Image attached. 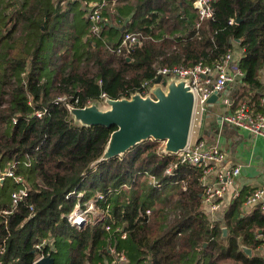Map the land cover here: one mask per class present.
<instances>
[{
    "label": "trees",
    "instance_id": "1",
    "mask_svg": "<svg viewBox=\"0 0 264 264\" xmlns=\"http://www.w3.org/2000/svg\"><path fill=\"white\" fill-rule=\"evenodd\" d=\"M193 1L119 0L112 25L105 29L109 39L116 41L126 30L163 38L144 43L130 55L111 54L90 38L82 0H21L12 11V27L0 35V42L9 39L14 43L6 52L0 49V168L18 160V172L31 190L13 213L0 215V242L7 239L0 264H34L42 253L55 257L60 254L52 251L56 245L60 250L63 246L69 249L67 264H94L98 257L102 259L105 225L72 227L67 215L77 197L66 196L76 188L83 189L86 202L97 191L124 183L132 184L131 189L109 199L113 221L128 232V240L144 264H183L195 250L203 264H264L259 249L264 242V210L242 212L249 191L242 190L234 198L222 219L211 220L202 209V169L182 164L177 180H184L187 189L179 182L158 191L136 174L147 170L163 179L165 168L176 156H160V141L148 139L122 156L99 161L117 126L77 123L67 107L56 102L66 95L77 108L86 107L100 100L103 92L112 99L131 98L145 90V80L155 78L157 66L193 65L201 59L212 62L237 44L245 50L239 62L244 77L235 91L236 99L238 104L247 101L264 112L260 77L264 71V0H218L213 4L218 21L205 20L198 31L193 29L198 18ZM232 17L240 21L231 25ZM17 30H23V37L22 33L17 37ZM33 34L32 48H28L25 38ZM55 58L62 62L57 68L52 67ZM39 108L47 109L41 118L34 114ZM146 183L149 187L143 192ZM16 186L12 179L0 185V211L10 207V194ZM178 186L182 211L165 225L167 211L158 204L160 196ZM28 203L37 210L30 219ZM46 238L51 244L38 249L36 244ZM119 248L126 251L121 241Z\"/></svg>",
    "mask_w": 264,
    "mask_h": 264
},
{
    "label": "built area",
    "instance_id": "2",
    "mask_svg": "<svg viewBox=\"0 0 264 264\" xmlns=\"http://www.w3.org/2000/svg\"><path fill=\"white\" fill-rule=\"evenodd\" d=\"M1 1L5 0H0V2ZM216 1L218 0L193 1V9L198 17L193 29L198 31L205 20H209L212 23L218 21L217 12L213 6ZM82 3L88 12L90 38L96 43L100 42L111 54L130 55L135 48L141 47L146 42H158L163 40V38L157 39L156 36L151 33L129 30L122 32L116 41L111 40L107 37L105 29H107L109 25H112V18L117 12L119 0H82ZM235 23H238L236 17L229 19V24L232 25ZM217 32L218 27L213 30L211 36L213 44H216L215 35ZM244 50L245 48L241 46H239L238 51L235 50V47H231L224 54L216 57L212 62L201 59L193 65H159L156 68L155 78L144 81L143 86L145 90L143 92L134 93L142 96L150 95L156 98L153 90L156 88V79L159 75H162V81H166L167 85L171 80H176L177 82L184 81L186 86L192 91L194 95V106L191 133L187 145L178 152H169L165 150L166 141H163V145L160 146L158 154L160 156H176V160L165 168L163 179L147 170L139 171L136 177H143L150 186L158 191L163 190L167 185L178 184L179 182L183 184V189L186 190L187 183L184 180H177L179 166L182 164L197 166L203 170L201 182L203 183L204 190L201 203L202 209L207 215L216 212H224L229 207L230 203L226 200V193L229 187L234 185L241 174V165L230 163L225 150L222 149L218 142L216 144L207 145L206 141L201 136L200 138L194 139L197 126V115H200L198 127L202 128L208 106L217 103H210L209 98L215 93H223L228 86L237 84L239 77L243 79L244 72L239 66V62L243 56ZM167 85L162 84V88L166 90ZM222 95L218 97L219 102ZM109 98L110 97L103 92L100 100H107ZM261 101L264 103V96ZM56 102H61L67 107L70 113L73 108H77L68 100L66 95L59 96ZM223 102L228 106V109L226 114L221 116V124L231 125L237 129L248 131L255 136L264 137V112L256 111L247 101L237 104L234 108H231L233 105L231 99L225 97L223 98ZM46 112V108H39L34 111V114L41 118ZM13 122L15 123L17 120L14 118ZM29 164L28 162L24 163V165L27 166H29ZM20 165L18 160H11L7 162L4 167L0 168V185L7 179H12L17 185L10 194V207L0 211L1 216L6 217V215L13 213L15 208L21 202H25L29 196L31 186L24 175L18 172ZM212 175L214 178L210 179ZM131 187L132 184L124 183L120 187L109 188L107 191H97L95 195L86 202H83L85 195L83 189L76 188L66 196L67 198L70 196L77 197L74 208L67 215V220L72 227L82 229L88 223H102L105 225L107 237L104 258L107 259L106 264H127L129 262L125 249L119 248V242L128 238V232L123 229L122 225L113 221L109 199L114 194L120 193L125 189H131ZM238 195L239 193L236 190L233 196L236 198ZM100 203H102L101 206L99 205ZM27 206L30 210L28 216V219H30L36 215L37 210L33 203H28ZM258 207L264 210V186H258L250 192L243 203L242 212L244 215L250 214ZM146 213L150 216L151 210L147 209ZM92 214H94V217H91ZM7 231L10 235L8 227ZM257 238H261V235H257ZM6 240L5 238L0 242V251L5 249ZM45 244H51L50 239H44L42 243L36 244V247L41 249ZM259 249L261 255L264 256V242L260 245ZM56 250V247H52V251L56 252ZM47 255L52 256V253H48ZM44 256H46V254L42 253L36 261Z\"/></svg>",
    "mask_w": 264,
    "mask_h": 264
},
{
    "label": "water",
    "instance_id": "3",
    "mask_svg": "<svg viewBox=\"0 0 264 264\" xmlns=\"http://www.w3.org/2000/svg\"><path fill=\"white\" fill-rule=\"evenodd\" d=\"M242 82L243 79L239 77L237 84L228 86L223 93L213 94L209 102H219V96L231 87L237 88ZM156 83L153 90L156 98L134 94L131 98L107 99L111 109L105 112L90 106L71 110V114L82 121L83 125L117 126L99 161L123 155L148 139L166 141L165 150L169 152H178L187 145L191 133L194 95L184 81L171 80L167 85L166 81H162V75H159ZM161 83L167 85L166 90ZM218 119L221 121V117ZM226 234L227 228H224V236ZM244 250L248 255L252 254L250 248L244 247ZM35 264H55V257L46 255Z\"/></svg>",
    "mask_w": 264,
    "mask_h": 264
},
{
    "label": "rangeland",
    "instance_id": "4",
    "mask_svg": "<svg viewBox=\"0 0 264 264\" xmlns=\"http://www.w3.org/2000/svg\"><path fill=\"white\" fill-rule=\"evenodd\" d=\"M20 1L21 0H5V1L1 2L3 8L0 9V35L7 33V31H9V29L12 27L13 23H12V21H9V18L12 16V11L19 6ZM56 1L57 0H55V2ZM127 1L134 3L137 0H127ZM62 7H65L64 3L62 4ZM5 13H7V16L5 15ZM15 34L17 35V37H19L20 34H21L20 37H23V30L21 32L17 30V32ZM34 39H35L34 34L31 36H27L25 38V41H24L25 45H28V48H32L31 43H33ZM13 45H14V43L12 41H10L9 39H4L0 42V49H2L3 51L6 52L8 49L12 48ZM5 56H8V54L6 53ZM54 62L56 64L53 65L52 67L57 68L58 67L57 65H62V62L60 61V59L55 58ZM147 96L148 95L143 96V97H147ZM152 98H154V97H152ZM89 106L95 107V108H97L103 112L111 109V104L108 102V100H105V99L95 101V102L89 104L88 107ZM227 109H228V106L226 104H224L223 97H221L220 102L214 103L213 105L208 106L207 112H206L205 117H204L202 128L198 127V122L200 121V115H197V120H196L197 126H196V131L194 133V139L200 138V135L202 133L203 139L206 141L207 145L216 144L217 143L216 139L213 138L211 135H209L208 130L211 129V123L214 120H216L218 115H220V116L225 115ZM74 118H75V116H74ZM75 120L77 123L82 124V121L78 120L77 118H75ZM239 139H240V137H239ZM160 142H161V145H163V141H160ZM221 147H222V149L225 150V152L227 154H229V150H236L235 143L232 141H229V140L223 142ZM120 156H122V155H120ZM173 185H175V184H173ZM148 187H149L148 184H147V186L143 187V190H144L143 192L147 191ZM180 190H181V188H179V186L174 187L173 189L169 190V192H167V193L164 192L160 196V200H159L160 203H158V204L159 205L161 204L162 206H164L165 210L167 211L166 218L164 219L165 225L171 224L172 221L176 217H178V215L182 211V208L178 202V194H177L180 192ZM84 192H85V190H84ZM220 213H222V212H220ZM91 217H94V214H92ZM121 243H122V245H124L126 247V254L129 257L128 263H130V264H135V263L144 264L145 263L144 260L139 259V253L136 251L135 247L133 245H131V242L128 240V238L126 240H122ZM105 244H106V241H105ZM107 245H108V243H107ZM56 247H57L58 253H60V254H57L55 256V264H67L69 262L70 256H71L69 249L67 247L63 246L60 250L58 245H56ZM197 252H198V250L193 251V255L190 257H186L184 259L183 264H203V261L200 258V254H198ZM106 263H107L106 258L103 257L101 259L100 257H98L94 264H106ZM89 264H91V263H89Z\"/></svg>",
    "mask_w": 264,
    "mask_h": 264
},
{
    "label": "crops",
    "instance_id": "5",
    "mask_svg": "<svg viewBox=\"0 0 264 264\" xmlns=\"http://www.w3.org/2000/svg\"><path fill=\"white\" fill-rule=\"evenodd\" d=\"M1 2L0 9L3 8ZM106 35L108 37L107 33ZM235 50H239V45H235ZM260 77L264 83V71L261 72ZM236 89L237 88L231 87L229 91L222 95L223 98L227 97L232 100L233 105L231 108H234L239 102L235 96ZM262 104L264 105V103ZM219 117L221 116L218 115L216 120L211 123V129L208 130L209 135L215 138L220 145L227 140L234 142L236 150H229L230 155L227 153L226 155L230 163L241 165V174L234 185L229 187L228 192L226 193V200L228 203H231L234 200L233 193L236 190L240 194L242 190L251 192L258 186H264V137L255 136L248 131L237 129L231 125L221 124L218 119ZM200 136L203 138L202 133ZM213 178V175L210 176V179ZM208 216L211 220H219L223 218L222 213L220 212L212 213Z\"/></svg>",
    "mask_w": 264,
    "mask_h": 264
}]
</instances>
